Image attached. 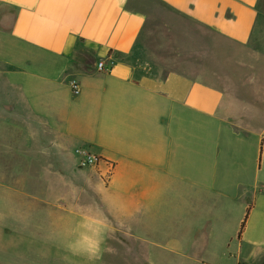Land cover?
Here are the masks:
<instances>
[{
    "label": "crops",
    "instance_id": "obj_1",
    "mask_svg": "<svg viewBox=\"0 0 264 264\" xmlns=\"http://www.w3.org/2000/svg\"><path fill=\"white\" fill-rule=\"evenodd\" d=\"M98 223L264 246V0H0V262Z\"/></svg>",
    "mask_w": 264,
    "mask_h": 264
},
{
    "label": "rangeland",
    "instance_id": "obj_2",
    "mask_svg": "<svg viewBox=\"0 0 264 264\" xmlns=\"http://www.w3.org/2000/svg\"><path fill=\"white\" fill-rule=\"evenodd\" d=\"M2 116V115H1ZM86 166V164H84ZM28 208L39 212L41 206H30ZM36 211V212H37ZM159 226V225H158ZM262 225H254L251 230V240L257 241L259 239L258 229ZM92 228V226H91ZM146 227H129L125 230L115 233L109 231L104 243L101 245L102 257L93 261H89L82 255H74L73 251L68 250L64 255H68L69 264H239L235 256L231 254L237 253L239 243L237 237L241 225H215L210 231L208 239L193 238L194 241H181L182 244L163 245L161 232L155 230L154 235L148 237V241H143L140 237L142 232L148 231ZM88 226L75 225L70 231L67 241L69 245L75 248V242L82 235H90ZM156 229V227H155ZM180 229V225H171L170 229H165L166 234H173ZM142 232H141V231ZM133 231V235L130 232ZM206 230L205 232H208ZM136 236H138L136 238ZM234 238V239H233ZM197 239V241H196ZM233 239V240H231ZM175 242H180L177 238ZM68 245V246H69ZM69 248V247H68ZM242 259L247 264H259L264 257V246L249 245L247 241L242 242L241 246ZM235 255V254H234ZM26 264H36L35 262L26 260L21 261ZM0 264H16L15 262H0Z\"/></svg>",
    "mask_w": 264,
    "mask_h": 264
},
{
    "label": "clouds",
    "instance_id": "obj_3",
    "mask_svg": "<svg viewBox=\"0 0 264 264\" xmlns=\"http://www.w3.org/2000/svg\"><path fill=\"white\" fill-rule=\"evenodd\" d=\"M89 231L90 235H82L75 242V248L71 244L68 247L74 255H82L89 261H93L102 257L101 245L104 243L105 236L109 231L114 232L115 229L110 228L107 223H98Z\"/></svg>",
    "mask_w": 264,
    "mask_h": 264
},
{
    "label": "built area",
    "instance_id": "obj_4",
    "mask_svg": "<svg viewBox=\"0 0 264 264\" xmlns=\"http://www.w3.org/2000/svg\"><path fill=\"white\" fill-rule=\"evenodd\" d=\"M97 70H99V71H101V72H105V73H107V72H109L111 69H110V68H107V67L105 66V64H104L103 62H101V63H99V64L97 65ZM112 171H113V167L111 166V167H110V173H112Z\"/></svg>",
    "mask_w": 264,
    "mask_h": 264
},
{
    "label": "trees",
    "instance_id": "obj_5",
    "mask_svg": "<svg viewBox=\"0 0 264 264\" xmlns=\"http://www.w3.org/2000/svg\"><path fill=\"white\" fill-rule=\"evenodd\" d=\"M244 228H245V225H243V228H242V230H241V233L240 234H242L243 233V231H244ZM241 236V235H240Z\"/></svg>",
    "mask_w": 264,
    "mask_h": 264
},
{
    "label": "water",
    "instance_id": "obj_6",
    "mask_svg": "<svg viewBox=\"0 0 264 264\" xmlns=\"http://www.w3.org/2000/svg\"><path fill=\"white\" fill-rule=\"evenodd\" d=\"M89 71H90V72H92V71H94V69H93V68H91V69H89Z\"/></svg>",
    "mask_w": 264,
    "mask_h": 264
}]
</instances>
